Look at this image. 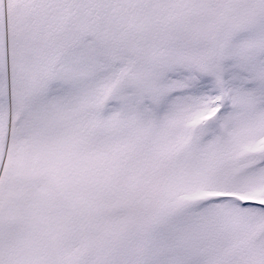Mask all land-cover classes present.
<instances>
[{
  "label": "snow or ice",
  "instance_id": "obj_1",
  "mask_svg": "<svg viewBox=\"0 0 264 264\" xmlns=\"http://www.w3.org/2000/svg\"><path fill=\"white\" fill-rule=\"evenodd\" d=\"M0 264H264V0H0Z\"/></svg>",
  "mask_w": 264,
  "mask_h": 264
}]
</instances>
